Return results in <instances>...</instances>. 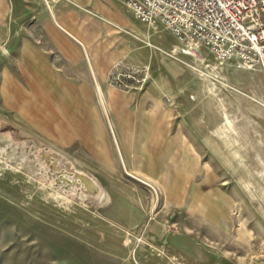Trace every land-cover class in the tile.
Segmentation results:
<instances>
[{"label":"rangeland","instance_id":"obj_1","mask_svg":"<svg viewBox=\"0 0 264 264\" xmlns=\"http://www.w3.org/2000/svg\"><path fill=\"white\" fill-rule=\"evenodd\" d=\"M48 1L127 51L104 108L47 36L45 0H0V264H264L262 70L129 9L124 28Z\"/></svg>","mask_w":264,"mask_h":264},{"label":"built area","instance_id":"obj_2","mask_svg":"<svg viewBox=\"0 0 264 264\" xmlns=\"http://www.w3.org/2000/svg\"><path fill=\"white\" fill-rule=\"evenodd\" d=\"M138 21L264 73V0H120Z\"/></svg>","mask_w":264,"mask_h":264},{"label":"crops","instance_id":"obj_3","mask_svg":"<svg viewBox=\"0 0 264 264\" xmlns=\"http://www.w3.org/2000/svg\"><path fill=\"white\" fill-rule=\"evenodd\" d=\"M77 1L83 6L92 8L99 16L114 25L124 28L133 27L134 18L130 14L128 8L121 3L120 0ZM47 2L48 4L46 3V7L49 16L46 20L47 36L51 41L58 44V46L64 50L63 53L71 58L70 61L72 63H81L85 60L89 68L90 75L95 81L97 92L98 90L101 91L99 81L104 79L105 73L116 57L126 55L125 51H127V48L117 44L114 47L116 48L115 51L113 53H108L109 48L112 47L110 43L112 42V37H108L105 42L98 45L96 40L97 38L94 33L89 31L86 32L80 27L75 28L74 26L67 24V22L61 18L59 14L60 10L55 11L50 5V2L48 0ZM115 39L118 40L119 37H115ZM85 87L86 86H83L82 88ZM115 142H118L116 137Z\"/></svg>","mask_w":264,"mask_h":264},{"label":"bare ground","instance_id":"obj_4","mask_svg":"<svg viewBox=\"0 0 264 264\" xmlns=\"http://www.w3.org/2000/svg\"><path fill=\"white\" fill-rule=\"evenodd\" d=\"M98 91H100V90H98ZM100 93H101V91H100ZM99 97H100V95H99ZM100 100H101V104H102V106H104V108L106 107L105 105V102H104V100H103V97H102V93H101V98H100ZM140 181V180H139ZM82 182V181H81ZM141 182L143 183V184H145V185H149L148 184V182L147 181H144V180H141Z\"/></svg>","mask_w":264,"mask_h":264},{"label":"water","instance_id":"obj_5","mask_svg":"<svg viewBox=\"0 0 264 264\" xmlns=\"http://www.w3.org/2000/svg\"><path fill=\"white\" fill-rule=\"evenodd\" d=\"M46 1V3L48 4V2H47V0H45ZM99 92V95H100V97H101V93H100V91H98ZM113 131V130H112Z\"/></svg>","mask_w":264,"mask_h":264}]
</instances>
